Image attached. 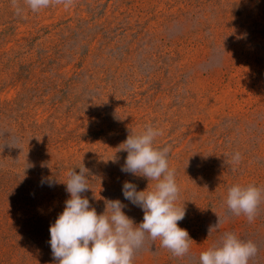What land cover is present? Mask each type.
Returning a JSON list of instances; mask_svg holds the SVG:
<instances>
[{
	"label": "rangeland",
	"instance_id": "rangeland-1",
	"mask_svg": "<svg viewBox=\"0 0 264 264\" xmlns=\"http://www.w3.org/2000/svg\"><path fill=\"white\" fill-rule=\"evenodd\" d=\"M16 3L20 15L0 0V264H54L49 228L82 164L97 214L119 199L142 222L122 184L156 181L121 172L118 147L146 125L171 147L178 226L194 242L178 258L146 235L132 264H200L226 232L254 242L249 264H264V192L252 223L226 205L233 185L264 190V0Z\"/></svg>",
	"mask_w": 264,
	"mask_h": 264
},
{
	"label": "clouds",
	"instance_id": "clouds-1",
	"mask_svg": "<svg viewBox=\"0 0 264 264\" xmlns=\"http://www.w3.org/2000/svg\"><path fill=\"white\" fill-rule=\"evenodd\" d=\"M53 0H25L33 12L46 9ZM65 8L72 0H55ZM16 14L23 9L12 0ZM162 134L159 128L146 125L139 133H130L119 145V151L127 156L121 166V172L156 181L154 190L138 191L129 181L122 184L125 200L143 211L142 222L136 224L126 215L127 205L121 200H105L106 210L102 214L90 204L87 196L90 190L89 170L84 164L69 169L64 184L69 198L64 209L50 225V248L54 264H132L135 251L143 245L145 237L161 242V247L171 251L175 257H184L194 242L186 229L178 226L186 216V208L178 206L179 187L175 179V170L169 167L170 146L157 148L155 139ZM118 151V152H119ZM234 163L241 159L239 152L232 154ZM57 182L55 177L42 178L51 187ZM59 183V182H58ZM262 190L256 185L239 184L227 191V208L236 216L243 215L252 223L257 215L262 199ZM217 228L210 226L209 233ZM258 248L251 240L244 241L234 233L226 232L219 244L202 252L200 264H249L256 256Z\"/></svg>",
	"mask_w": 264,
	"mask_h": 264
}]
</instances>
